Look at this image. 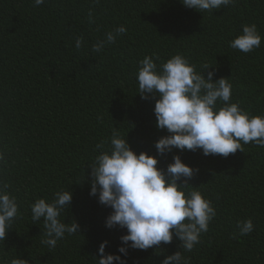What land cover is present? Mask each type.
Returning <instances> with one entry per match:
<instances>
[{
  "label": "trees",
  "instance_id": "16d2710c",
  "mask_svg": "<svg viewBox=\"0 0 264 264\" xmlns=\"http://www.w3.org/2000/svg\"><path fill=\"white\" fill-rule=\"evenodd\" d=\"M245 24H256L262 37L249 53L229 47ZM121 25L127 31L115 43L92 51ZM78 36L84 41L79 50ZM177 53L197 72L210 65L202 74L214 70L213 81L227 78L231 102L264 115V0H236L201 13L180 0H45L39 6L0 0V180L9 184L20 213L0 241V264L16 257L28 264H96L105 240V251L117 253L125 230L105 227L111 209L89 195L86 166L113 127L137 154L157 156L154 142L167 132L155 127V101L141 99L135 73L145 55L158 56L159 66ZM175 154L198 169L188 183L217 215L192 251L173 237L159 249H129L127 264H160L177 251L188 264H264V148L244 144L227 157L173 149L157 156L158 167L166 168ZM60 189L72 192L60 219L75 220L79 232L49 248L41 243L43 220L32 221L30 206L38 198L50 202ZM248 218L254 230L239 236L236 222Z\"/></svg>",
  "mask_w": 264,
  "mask_h": 264
},
{
  "label": "clouds",
  "instance_id": "9594fccd",
  "mask_svg": "<svg viewBox=\"0 0 264 264\" xmlns=\"http://www.w3.org/2000/svg\"><path fill=\"white\" fill-rule=\"evenodd\" d=\"M33 2L39 6L45 0ZM180 2L201 13L234 5L236 0ZM88 15L89 23L94 22L91 9ZM126 31L121 25L106 32L103 39L92 45V51L101 52ZM261 39L256 24H245L229 41V47L249 53L260 47ZM83 42V37H76L75 48L79 50ZM154 60H159L155 54L139 60L135 76L141 99L155 101V127L167 132L154 142L157 156L177 149L227 157L237 150L243 151L244 144L254 143L264 148V115H251L238 103L231 102L232 85L227 78L213 81L214 70L208 71L205 77L202 73L210 65H204V70L197 72L188 58L179 53L159 66ZM96 148L99 154L86 166L90 169L89 195L111 209L105 217V227L125 230L119 237L117 253H107L108 241H101L96 264H127L129 249L143 251L153 246L159 249L162 242L170 244L173 237L180 241L182 249L192 251L217 215L212 202L188 183L198 169L182 162L178 154L161 169L157 156L144 151L137 154L127 143L126 136L122 137L114 127L108 140H102ZM4 160V153L0 151V163ZM8 188L9 184L0 180V241L5 239L12 221L20 215L16 197L7 191ZM71 200L72 192L60 189L50 202L38 198L30 206L32 221L43 220L41 243L49 248H54L66 233L79 232L75 220L65 223L60 219ZM236 229L239 236L251 233L254 230L252 219L238 220ZM5 264H28V261L16 257ZM160 264H188V259L177 251L166 255Z\"/></svg>",
  "mask_w": 264,
  "mask_h": 264
}]
</instances>
